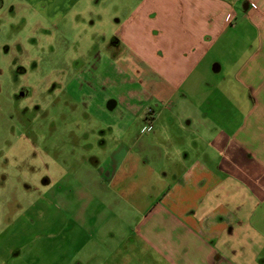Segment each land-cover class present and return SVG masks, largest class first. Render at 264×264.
Wrapping results in <instances>:
<instances>
[{"label": "crops", "instance_id": "1", "mask_svg": "<svg viewBox=\"0 0 264 264\" xmlns=\"http://www.w3.org/2000/svg\"><path fill=\"white\" fill-rule=\"evenodd\" d=\"M17 1L50 13L57 38L69 28L91 47L111 48L132 74L99 106L124 111L97 131L106 153L92 155L81 172L44 180L30 221L36 249L0 251L3 262L264 264V0ZM237 17L250 21L253 36L231 61L235 72L211 53ZM221 71L223 90L200 92L207 72ZM194 75L203 78L187 106L182 90ZM133 84L177 116V126L171 119L164 134L144 136L157 116L126 105L139 92ZM235 93L241 119L227 99Z\"/></svg>", "mask_w": 264, "mask_h": 264}, {"label": "rangeland", "instance_id": "2", "mask_svg": "<svg viewBox=\"0 0 264 264\" xmlns=\"http://www.w3.org/2000/svg\"><path fill=\"white\" fill-rule=\"evenodd\" d=\"M12 4L18 1L0 0V251L21 246L35 251V225L30 221L36 217V203L41 202L40 187L48 177L59 179L68 170L81 172L91 165L84 163L92 155L106 153L97 131L115 115L124 116V111L119 107L111 115L99 106H107L109 96L120 94V84L129 80L132 70L127 61L120 63L113 58L111 48L89 46L78 31L65 28L68 31L64 37L57 38L50 13L43 16L19 5L13 9ZM234 24L238 26L230 29L225 43L215 47L211 55L223 63L225 70L232 66L237 72V65L231 61L246 48L247 36L253 35L246 28L252 26L248 19L237 17ZM111 29L108 27V32ZM207 74L201 87L203 77L195 75L185 85V105L195 102V85L206 94L226 86L221 79L225 71ZM234 75L229 74V81L236 80ZM133 85L139 90V84ZM22 91L28 95L25 99ZM131 98L135 100L128 97L126 105H136L144 108L147 116H157L156 128L144 136L164 134L163 127L171 119L177 126L178 117L163 111L159 101L148 100L140 90ZM240 98L235 93L226 100L235 106L236 119H241ZM35 106H41V110ZM138 128L136 125L134 129ZM171 130L174 136L180 135L178 128ZM0 264L10 262L0 258Z\"/></svg>", "mask_w": 264, "mask_h": 264}, {"label": "flooded vegetation", "instance_id": "3", "mask_svg": "<svg viewBox=\"0 0 264 264\" xmlns=\"http://www.w3.org/2000/svg\"><path fill=\"white\" fill-rule=\"evenodd\" d=\"M21 73V72H20ZM24 91H22L21 93L23 94V98L22 99H25L28 95H25L24 93H23ZM35 108H38V109H40V106H35Z\"/></svg>", "mask_w": 264, "mask_h": 264}]
</instances>
